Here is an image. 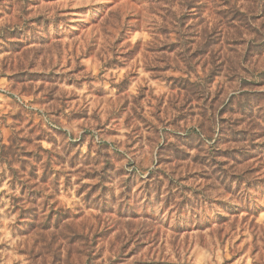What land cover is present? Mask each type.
<instances>
[{
  "label": "rangeland",
  "instance_id": "rangeland-1",
  "mask_svg": "<svg viewBox=\"0 0 264 264\" xmlns=\"http://www.w3.org/2000/svg\"><path fill=\"white\" fill-rule=\"evenodd\" d=\"M0 264H264V0H0Z\"/></svg>",
  "mask_w": 264,
  "mask_h": 264
}]
</instances>
